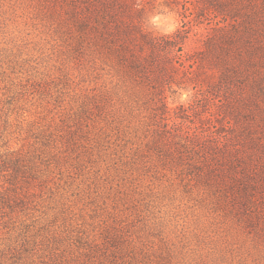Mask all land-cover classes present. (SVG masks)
Wrapping results in <instances>:
<instances>
[{
  "label": "rangeland",
  "instance_id": "374dc122",
  "mask_svg": "<svg viewBox=\"0 0 264 264\" xmlns=\"http://www.w3.org/2000/svg\"><path fill=\"white\" fill-rule=\"evenodd\" d=\"M133 2L120 17L188 32L186 52L216 24L186 26L182 1ZM89 6L0 0V264H264V91L242 75L165 86L159 122L178 113L206 138L199 154L158 152L154 90L97 45ZM215 125L232 163L212 161Z\"/></svg>",
  "mask_w": 264,
  "mask_h": 264
},
{
  "label": "trees",
  "instance_id": "16d2710c",
  "mask_svg": "<svg viewBox=\"0 0 264 264\" xmlns=\"http://www.w3.org/2000/svg\"><path fill=\"white\" fill-rule=\"evenodd\" d=\"M180 1L184 6L186 26H200L206 20H216L210 32L198 37V45L192 52L184 50L188 32L179 30L174 35H155L135 25L132 16L127 19L120 17L126 8L128 13L139 12L133 0H94L97 9L94 11L91 6L87 9L98 23L97 28L94 27L97 45L115 58L131 88L140 92L145 87L154 90L150 98L153 103L150 120L152 125L159 123L160 128L154 131V149L165 153L176 152L182 157L188 151L199 154L203 145L201 141L206 136L195 137L191 130L182 128L184 123L180 120L184 117L178 113L173 119L159 122L161 114L173 112L162 97L163 89L169 84L198 87L199 77L202 76L210 80L212 87L218 88L220 81L226 82L242 75L247 81L252 78L253 83L264 91V0H175V3L179 5ZM63 2L74 5L76 0ZM83 9L79 4L71 12L77 14ZM76 21L80 24L84 22L77 16ZM92 30L90 28L87 34H91ZM217 78L220 80L218 83L212 81ZM220 129L215 125L211 137L208 133V147L213 151L210 156L212 161L229 159L232 163L230 158H224L228 148L222 139L227 135H223ZM242 177L249 178L245 173ZM237 179L231 180L230 185L240 187L242 184L241 190L250 200L249 183Z\"/></svg>",
  "mask_w": 264,
  "mask_h": 264
}]
</instances>
